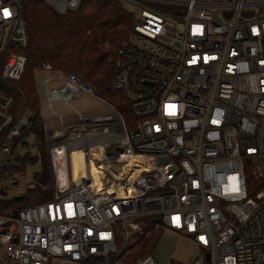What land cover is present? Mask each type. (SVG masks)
<instances>
[{"label": "built area", "instance_id": "built-area-1", "mask_svg": "<svg viewBox=\"0 0 264 264\" xmlns=\"http://www.w3.org/2000/svg\"><path fill=\"white\" fill-rule=\"evenodd\" d=\"M29 1L0 0L5 83L25 73L26 55L8 52L30 46ZM42 1L61 15L84 2ZM116 1L135 18L114 86L126 94L136 129L128 132L115 110L45 130L53 200L16 217L0 214V246L19 264H110L118 237L156 218L158 227L193 239L199 253L191 264H264V0ZM39 71L49 73L46 85L63 81L47 88L51 107L70 105L79 92L94 95L76 75L49 64ZM33 119L0 91V199H21L39 185L35 176L25 179ZM75 152L87 167L78 182ZM135 264L160 262L148 255Z\"/></svg>", "mask_w": 264, "mask_h": 264}, {"label": "trees", "instance_id": "trees-1", "mask_svg": "<svg viewBox=\"0 0 264 264\" xmlns=\"http://www.w3.org/2000/svg\"><path fill=\"white\" fill-rule=\"evenodd\" d=\"M24 11L28 20L30 46L27 50L13 48L8 54L18 52L26 55L25 73L17 83H5L0 80V91L16 99L17 112L29 109L34 113V125L30 132L40 142L43 165L41 171L35 175L39 185L34 190L21 199H0L1 215L53 200L51 172L45 146V125L34 80L36 70L44 64H49L66 75H76L88 84L94 93L96 91L98 97L113 105L121 115L123 108L132 111L126 94L114 86V64L120 59L122 49L129 41L135 24L134 16L120 2L84 0L77 12L61 15L42 0H32L25 4ZM135 119L136 117V123ZM124 121L127 131L130 132L126 119ZM4 140L5 136H0V146ZM250 181H254L251 174ZM149 219L148 222L144 221L146 224L141 236L122 254H113L110 264H135L139 259L153 255L162 228L157 226L159 221L156 218ZM120 237L125 238L124 233Z\"/></svg>", "mask_w": 264, "mask_h": 264}, {"label": "rangeland", "instance_id": "rangeland-1", "mask_svg": "<svg viewBox=\"0 0 264 264\" xmlns=\"http://www.w3.org/2000/svg\"><path fill=\"white\" fill-rule=\"evenodd\" d=\"M83 4V3H82ZM82 6V5H81ZM80 6V7H81ZM80 9V8H79ZM50 78L49 73L41 72L36 70L34 73V80L37 87V92L41 99L42 103V115L45 124L46 131H52L55 129L54 127H61L62 123L60 122L59 118L51 112L48 106V98H47V88L53 89L63 84L61 79H57L56 81L51 82L49 85L45 84V81ZM96 93V94H95ZM94 96L102 99L97 100L95 97L90 96V98H80L82 94L76 95L74 99L71 101L70 105H66L64 103H55L53 105L54 110L63 115L65 118V125L70 124L75 119L76 122L79 121V116L77 115V110L82 112L85 115V118H93L99 114H111L115 110H117L113 105L109 106L107 100L104 98H100L95 91ZM126 97V96H125ZM85 108V112L83 109ZM121 109V106H120ZM122 115L124 116V120L126 119L128 130L133 132L136 129V123L134 121V113L133 111L130 112V109L123 108L121 109ZM121 115V116H122ZM122 116V117H123ZM134 117V118H133ZM136 120V119H135ZM27 144L32 148L31 154L34 159L32 160L33 164H30V168L26 173L25 179H30L32 176H35L36 173H39L42 169L43 162H37L42 151L39 150V147L36 143V137L34 134L27 133ZM47 154V152H46ZM48 158V157H47ZM13 195V192L11 193ZM149 218H143V222H148ZM146 224V223H145ZM131 231H134L130 228ZM144 230L133 232V234L121 238L118 237L117 246L118 252L117 254H122L125 249H129V247L141 236ZM199 253V247L193 241V239L187 236L184 233L177 232L171 230L169 228H162L159 241L155 250L153 251V256L160 262V264H191V261L197 257ZM0 264H19L17 261L9 259L5 249L0 246ZM56 264H74L70 262L59 261Z\"/></svg>", "mask_w": 264, "mask_h": 264}, {"label": "bare ground", "instance_id": "bare-ground-1", "mask_svg": "<svg viewBox=\"0 0 264 264\" xmlns=\"http://www.w3.org/2000/svg\"><path fill=\"white\" fill-rule=\"evenodd\" d=\"M58 163L61 164L59 171L57 172L60 177V182H67L66 179V166L64 165V159L58 158ZM87 167L83 161V157L79 152H75L72 155V172L76 182L79 181L80 177L85 174ZM95 170V168H94Z\"/></svg>", "mask_w": 264, "mask_h": 264}, {"label": "crops", "instance_id": "crops-1", "mask_svg": "<svg viewBox=\"0 0 264 264\" xmlns=\"http://www.w3.org/2000/svg\"><path fill=\"white\" fill-rule=\"evenodd\" d=\"M58 79V78H57ZM57 79H54L53 81H56ZM52 81V82H53ZM60 81H62V80H60ZM59 87V86H58ZM80 94H82L81 95V97L80 98H82V99H84V98H90V96H92V97H95L94 95H91V94H88V93H85V92H79L77 95H80ZM76 96V95H75ZM74 96V97H75ZM47 98H48V96H47ZM97 100H101L102 101V99H99V98H97V97H95ZM74 99V98H73ZM72 99V100H73ZM48 100V99H47ZM39 101H40V105H41V109H42V103H41V99H40V97H39ZM57 103H60V102H57ZM55 104V103H54ZM53 104V105H54ZM106 104H108L109 106H111L108 102L106 103ZM53 105H52V107H51V105H50V103H49V100H48V106H49V109L51 110V112H53V114H55L57 117H58V115H61V114H59V113H57L55 110H54V108H53ZM76 111H77V115L79 116V118L82 116V117H84L85 118V115H83L82 114V112H80L79 110H77L76 109ZM86 110H85V108L83 109V112H85ZM41 113H42V111H41ZM114 112H112L111 114H113ZM58 114V115H57ZM111 114H108V115H105V114H99V115H97V116H94L93 118H87V119H96V118H104V117H107V116H110ZM43 116V115H42ZM62 117H63V122H61V120H60V122L62 123V124H64L65 125V118H64V116L63 115H61ZM59 118V117H58ZM77 120L75 119L73 122H71L70 124H68V125H65V126H70V125H75L76 123H78V122H76ZM45 125V124H44ZM55 129H59L60 127H54ZM55 129H52V130H55Z\"/></svg>", "mask_w": 264, "mask_h": 264}, {"label": "water", "instance_id": "water-1", "mask_svg": "<svg viewBox=\"0 0 264 264\" xmlns=\"http://www.w3.org/2000/svg\"><path fill=\"white\" fill-rule=\"evenodd\" d=\"M108 153H110V150H108ZM116 170H119L120 168L118 166L115 167ZM14 216H17V213H14Z\"/></svg>", "mask_w": 264, "mask_h": 264}, {"label": "snow or ice", "instance_id": "snow-or-ice-1", "mask_svg": "<svg viewBox=\"0 0 264 264\" xmlns=\"http://www.w3.org/2000/svg\"><path fill=\"white\" fill-rule=\"evenodd\" d=\"M5 15H9V13L7 12V10H5Z\"/></svg>", "mask_w": 264, "mask_h": 264}]
</instances>
